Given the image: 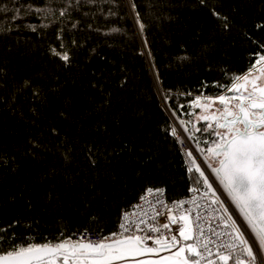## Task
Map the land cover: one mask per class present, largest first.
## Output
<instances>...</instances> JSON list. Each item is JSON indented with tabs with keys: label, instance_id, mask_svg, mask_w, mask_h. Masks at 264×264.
Returning <instances> with one entry per match:
<instances>
[{
	"label": "snow or ice",
	"instance_id": "obj_1",
	"mask_svg": "<svg viewBox=\"0 0 264 264\" xmlns=\"http://www.w3.org/2000/svg\"><path fill=\"white\" fill-rule=\"evenodd\" d=\"M182 3L0 0V213H15L0 264H264V0H195L210 25L199 50L180 41L161 63L150 28ZM117 38L139 45L146 88L104 53ZM234 49L243 69L213 63ZM198 61L220 79L165 84L163 70ZM146 103L180 157L182 197L153 167ZM110 200L108 230L91 209ZM74 205L85 224L61 216L51 236L31 215Z\"/></svg>",
	"mask_w": 264,
	"mask_h": 264
},
{
	"label": "trees",
	"instance_id": "obj_2",
	"mask_svg": "<svg viewBox=\"0 0 264 264\" xmlns=\"http://www.w3.org/2000/svg\"><path fill=\"white\" fill-rule=\"evenodd\" d=\"M137 3L144 4L145 0H137ZM186 4L187 6L182 3L180 6H176L171 10V15L175 19L166 20L160 26L153 25L150 28L149 39L161 63L167 62L163 53L175 52L176 45L180 41L186 44L189 52L195 53L198 51L204 40L203 36L198 37V33L201 31L207 33L208 31L210 25L207 22L208 17L206 12L192 6L195 4V0H186ZM108 43L113 44V48L109 50L105 47L104 53L110 57H115L118 62L123 61L128 64L132 71L141 77L140 83L146 88L147 84L144 82L143 77V59L135 56V50L139 45L132 42H123L119 38ZM229 51L231 55L227 61L217 51L211 57L213 63H228L233 70L243 69L245 61L240 54V50L234 49ZM94 62L98 63V61ZM206 67L205 62L198 61L190 65H185L182 68L163 70L162 74L166 85L195 91L202 80L211 82L214 79H220L218 69L214 68L212 71H206ZM206 91L214 93L215 89L208 88ZM146 111L151 116V119L144 129V135L148 137L150 143H153V150L155 152L153 167H155L157 162L164 165L167 174L171 176L169 183H175V187L169 190V197H182L186 193L187 184L185 174L181 167L180 157L176 155V149L172 146L171 140H165L163 134L157 128V124L162 122L163 118L157 113L155 105L146 103ZM169 161L171 164L168 163ZM91 212L105 223L106 229L110 230L114 227L118 209L111 200L107 204L103 202L97 203L91 209ZM13 215L15 213H0V224L10 221ZM25 215H29V213H25ZM31 215L39 218V231L50 236L59 227V217L61 216H63L64 221L69 223L73 229L85 224V219L81 216L80 209L75 205L71 209L65 207L62 212H41L38 208Z\"/></svg>",
	"mask_w": 264,
	"mask_h": 264
}]
</instances>
